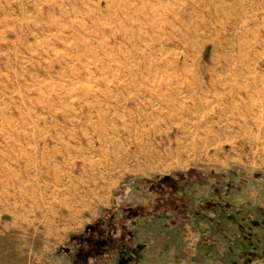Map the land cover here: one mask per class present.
<instances>
[{
	"label": "rangeland",
	"instance_id": "1",
	"mask_svg": "<svg viewBox=\"0 0 264 264\" xmlns=\"http://www.w3.org/2000/svg\"><path fill=\"white\" fill-rule=\"evenodd\" d=\"M243 1L0 0V264H112L93 226H125L120 264H169L186 223L264 233V0Z\"/></svg>",
	"mask_w": 264,
	"mask_h": 264
},
{
	"label": "crops",
	"instance_id": "2",
	"mask_svg": "<svg viewBox=\"0 0 264 264\" xmlns=\"http://www.w3.org/2000/svg\"><path fill=\"white\" fill-rule=\"evenodd\" d=\"M230 4H244V1L231 0ZM204 229V226L198 228L196 226V229H193L192 224H183L176 241L165 245L172 253L180 250V255L176 259L169 257L171 260L169 264H264V234H260L256 238L257 240H254L253 246L256 247V250L251 253L248 248L250 244H246L244 237L230 241H205L200 244L201 232ZM245 247L246 249H244ZM149 253L150 255H147L148 257L145 259L146 262L153 260L151 251ZM159 258L156 259L161 262L162 260Z\"/></svg>",
	"mask_w": 264,
	"mask_h": 264
},
{
	"label": "trees",
	"instance_id": "3",
	"mask_svg": "<svg viewBox=\"0 0 264 264\" xmlns=\"http://www.w3.org/2000/svg\"><path fill=\"white\" fill-rule=\"evenodd\" d=\"M163 198H164V202L165 201L170 202L169 203L170 208H171V210H169L171 212L170 214L173 217L176 216L175 215L176 213H175V211H174V209L172 207H173L174 204H177V203L181 202L182 201V198L177 197L174 194L173 190L169 191V193H167L166 196L163 197ZM157 199L158 198H154V201L156 200L157 202H159V199L158 200ZM171 204H172V206H171ZM149 208L150 207H137L136 208V212L139 213V214L142 213L141 214L142 218L151 217V213L149 214L148 213L149 211L146 212ZM171 221H172V219L169 220V223L167 224L168 226H173V223H171ZM108 227H109V225L106 227V229H104L103 231H101L99 229V226H93V228L91 229L92 232H90L91 233L90 236L87 237V241H88V243L90 245V248H91V245L93 247V244L103 243L104 242V250H103L104 255L103 256L106 257L105 256L106 255L105 253L108 252L107 259H110L112 257H115L113 259L112 264H120L121 261H119V255L112 256L113 253H111V252H113L114 250H116L117 253H118V251H120L123 254L129 248V246H127V244L125 243L126 230L127 229H125V226L121 225V226H119L118 229H116V232H115L114 229L113 230H110ZM228 227L229 228H234L233 226H228ZM228 227H227V229H228ZM245 229H247V228H243L242 227V229L233 231L232 233L231 232L226 233L224 236L222 235L220 237H218L216 234H214L216 236L211 237V238L210 237L208 238V237L205 236L200 241V244L201 243H204L205 241H217V240L230 241V240H233V239H238V237H244V240H245L246 244H250V246H248V248H249V251L252 253V252H254L256 250V247L253 246L254 240H257L256 238L260 234L263 235L264 233H256L258 231H261L262 228L259 227V225L257 226L255 224H253V226L251 227L250 230H246V231H253V232L247 233V234L245 233L243 236L242 235H239L238 236V233H243L245 231ZM167 234H169V232H167ZM234 235H236V236H234ZM167 236H166V238H167ZM168 238H169V236H168ZM244 249H246V247ZM134 263L135 262H133V261L131 262V264H134ZM122 264H129V263L126 262V261H123Z\"/></svg>",
	"mask_w": 264,
	"mask_h": 264
}]
</instances>
